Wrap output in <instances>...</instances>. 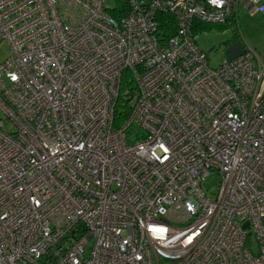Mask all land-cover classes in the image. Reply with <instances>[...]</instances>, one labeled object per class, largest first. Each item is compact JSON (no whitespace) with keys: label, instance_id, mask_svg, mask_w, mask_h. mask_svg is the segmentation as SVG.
Instances as JSON below:
<instances>
[{"label":"built area","instance_id":"2783aa9c","mask_svg":"<svg viewBox=\"0 0 264 264\" xmlns=\"http://www.w3.org/2000/svg\"><path fill=\"white\" fill-rule=\"evenodd\" d=\"M113 2L0 0V264H264V53L192 31L264 0Z\"/></svg>","mask_w":264,"mask_h":264},{"label":"rangeland","instance_id":"374dc122","mask_svg":"<svg viewBox=\"0 0 264 264\" xmlns=\"http://www.w3.org/2000/svg\"><path fill=\"white\" fill-rule=\"evenodd\" d=\"M106 2L109 5H113L114 3L113 0H106ZM239 39L244 45L254 48L259 53H264V12L251 14L240 10L237 15V21L230 19L223 24H211L210 28L199 30L197 32L196 43L200 50L207 54L211 50L213 51L208 55V63L210 67L216 68L225 60L224 51L227 44ZM10 53L9 44L5 40L1 41L0 62L5 60ZM0 120L4 122L3 130L10 132L14 129L10 121H5V114L1 110ZM138 132L139 128L137 126H129L125 131L127 141L130 143ZM219 184V175L216 172H211L204 178L202 187L208 195L216 194ZM247 247L253 253L257 252V244L253 236L250 237Z\"/></svg>","mask_w":264,"mask_h":264},{"label":"trees","instance_id":"16d2710c","mask_svg":"<svg viewBox=\"0 0 264 264\" xmlns=\"http://www.w3.org/2000/svg\"><path fill=\"white\" fill-rule=\"evenodd\" d=\"M124 10H125L124 3L122 1H118V6H116L115 8H112L110 10V14L113 17L118 18L124 13ZM156 20L158 21V29L162 33V39L167 40L168 38H170L171 36L175 34L176 25L171 15L166 14V13H158L156 15ZM210 27H211V24L203 23V22L195 20L193 22L192 31L193 33H197L199 30L207 29ZM125 74L128 75V73H125ZM133 85L134 84L131 83V86ZM118 105H119V101L117 102L116 108ZM125 116H126V113L121 114L120 112H117L116 110L114 114V124L118 125L119 123H121L124 120Z\"/></svg>","mask_w":264,"mask_h":264},{"label":"water","instance_id":"95a60500","mask_svg":"<svg viewBox=\"0 0 264 264\" xmlns=\"http://www.w3.org/2000/svg\"><path fill=\"white\" fill-rule=\"evenodd\" d=\"M244 51L243 44L240 40H234L230 44H228L225 48V60L230 61L233 58L239 56ZM244 228L248 227V223L243 225Z\"/></svg>","mask_w":264,"mask_h":264},{"label":"flooded vegetation","instance_id":"af4514ba","mask_svg":"<svg viewBox=\"0 0 264 264\" xmlns=\"http://www.w3.org/2000/svg\"><path fill=\"white\" fill-rule=\"evenodd\" d=\"M230 44V43H229ZM228 45V44H227Z\"/></svg>","mask_w":264,"mask_h":264}]
</instances>
